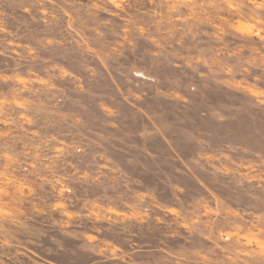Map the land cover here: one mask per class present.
Listing matches in <instances>:
<instances>
[{"label": "rangeland", "instance_id": "1", "mask_svg": "<svg viewBox=\"0 0 264 264\" xmlns=\"http://www.w3.org/2000/svg\"><path fill=\"white\" fill-rule=\"evenodd\" d=\"M0 264H264V0H0Z\"/></svg>", "mask_w": 264, "mask_h": 264}]
</instances>
